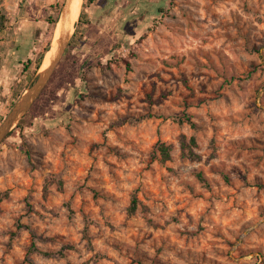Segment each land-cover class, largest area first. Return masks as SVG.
Instances as JSON below:
<instances>
[{"label":"rangeland","instance_id":"rangeland-1","mask_svg":"<svg viewBox=\"0 0 264 264\" xmlns=\"http://www.w3.org/2000/svg\"><path fill=\"white\" fill-rule=\"evenodd\" d=\"M85 12L53 94L0 142V264H264V0ZM10 26L0 115L33 69ZM182 134L200 160L180 155Z\"/></svg>","mask_w":264,"mask_h":264},{"label":"trees","instance_id":"trees-1","mask_svg":"<svg viewBox=\"0 0 264 264\" xmlns=\"http://www.w3.org/2000/svg\"><path fill=\"white\" fill-rule=\"evenodd\" d=\"M94 0H83V5L79 14V18L77 21V24H84L85 22H83V19H86V12H85V8L88 6V4H90L91 2H93ZM63 0H60V2H58L56 4V13L54 14V16H49L47 18V21L49 22V24H51L53 27L55 26V23L58 19V15H59V10L62 6ZM6 22V16L4 11L2 10V8L0 7V32H2V29L4 28V24ZM78 35V30L75 29L70 41L66 47V50L61 58V60L59 61V63L57 64L56 68L54 69L50 79L48 80L47 84L44 86V88L42 89L40 95L36 98V100L34 101V103L31 105V107L29 108V110L22 116V118H20V120L18 121V123L16 124V126L7 134L6 137L15 134L16 132L22 134L25 130V127H28L31 125L32 119L35 116V113L37 112L38 108L42 105L43 100H46L48 98H50V96L53 94L54 90H49V84L51 83V81L54 79V77L56 76V74L58 73L59 69L63 66L64 60L66 58V55L68 53V51L70 50V47L72 46L74 40L76 39ZM52 37V33H50V39L49 41L46 43V45L43 47V50L38 54V56L36 57V59L33 61L31 59H28L24 64H23V68L26 70L28 68H30L33 65V69L31 72H28V74L25 76V81L24 84H20L16 89H14L13 94H12V100L10 101L6 112L3 115H0V123L2 122L3 118L5 117L6 113L11 109L12 105L14 104V102L18 99V97L20 96V94L22 93V91L25 89V87L29 84L30 80L32 79L34 73L36 72V70L38 69V67L40 66L42 57L44 52L47 50L50 40ZM179 123L182 122H186L189 124L190 127H194V122H192V120L189 119L188 115H185L182 118H180L178 120ZM196 146V139L193 135H190L189 137H186L185 135H181L179 138V147H180V155L182 157H185L189 160H200L201 156L198 152H196L194 150V147ZM155 152H157V154L159 155V159L161 162H165L171 159V146L169 144H166L165 142H158L155 146ZM197 178L202 181L205 185L207 184V180L204 178V176L202 175L201 172H197L196 173ZM59 184H61V182L59 181ZM46 190V187H45ZM136 209V198H132L131 200V205L128 208V212L129 213H133ZM34 247V245H33Z\"/></svg>","mask_w":264,"mask_h":264},{"label":"water","instance_id":"water-1","mask_svg":"<svg viewBox=\"0 0 264 264\" xmlns=\"http://www.w3.org/2000/svg\"><path fill=\"white\" fill-rule=\"evenodd\" d=\"M80 1L81 9L83 0ZM73 3L74 0H63L49 46L43 54L40 66L36 70L31 82L25 87L0 123V142L16 126L20 118H22V116L29 110L33 102L41 93L44 86L47 84L57 64L61 60L74 32V25L79 18L80 9L75 22L71 24L70 21L72 17ZM50 52L51 56L48 64L45 67H42L47 54Z\"/></svg>","mask_w":264,"mask_h":264},{"label":"crops","instance_id":"crops-1","mask_svg":"<svg viewBox=\"0 0 264 264\" xmlns=\"http://www.w3.org/2000/svg\"><path fill=\"white\" fill-rule=\"evenodd\" d=\"M59 0H2L0 7L9 18L10 30L14 33L11 37L15 41V51L19 52V46L27 44L31 46V53L25 58L35 60L38 54L35 47H39L44 39V32L47 31L49 22L47 18L54 16V10ZM7 5L12 6L6 9Z\"/></svg>","mask_w":264,"mask_h":264},{"label":"bare ground","instance_id":"bare-ground-1","mask_svg":"<svg viewBox=\"0 0 264 264\" xmlns=\"http://www.w3.org/2000/svg\"><path fill=\"white\" fill-rule=\"evenodd\" d=\"M80 3H81L80 0H74V3L72 5V17H71V21H70L71 24H73L75 22L76 18H77V14H78L79 9H80ZM50 56H51V52L47 54V56L45 58V61H44V64L42 65V67H45L48 64Z\"/></svg>","mask_w":264,"mask_h":264}]
</instances>
